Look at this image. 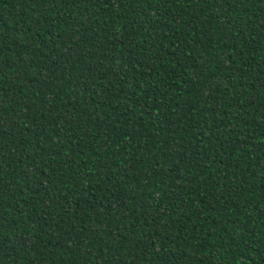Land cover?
Segmentation results:
<instances>
[{"label":"trees","instance_id":"1","mask_svg":"<svg viewBox=\"0 0 264 264\" xmlns=\"http://www.w3.org/2000/svg\"><path fill=\"white\" fill-rule=\"evenodd\" d=\"M0 264H264V0H0Z\"/></svg>","mask_w":264,"mask_h":264}]
</instances>
